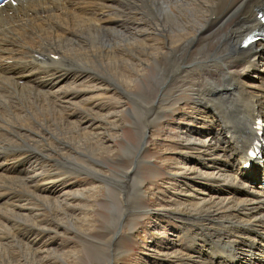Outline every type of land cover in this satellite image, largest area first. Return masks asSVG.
Returning <instances> with one entry per match:
<instances>
[{
  "label": "bare ground",
  "instance_id": "6f19581e",
  "mask_svg": "<svg viewBox=\"0 0 264 264\" xmlns=\"http://www.w3.org/2000/svg\"><path fill=\"white\" fill-rule=\"evenodd\" d=\"M193 1L15 0L0 9V250L6 251L0 264H51L46 255L41 257L53 251L65 262L64 253L52 246L53 237H44L57 235L62 223L80 220L75 211L81 200L90 201L88 192L97 190V183L106 184L108 193L118 191L125 202L142 194L144 179L136 165L151 127L169 107L161 103L167 92L164 86L176 84L187 65L199 58L219 65L230 58L232 63L224 64L227 71L220 82L208 80L206 89L195 94L191 110L199 127L185 130L181 162L174 167L179 178L169 186L174 202L187 212L175 218L179 223L175 238L159 247L155 263L264 264V145L257 158L246 155L256 140V117L264 123V68H259L264 36L256 44H243L254 29L264 30V0ZM171 6L188 11L191 22L197 21L200 11L207 17L197 32L186 37V23ZM136 10L149 14L154 22L151 39L150 34L138 36L135 29L126 33ZM228 23L226 31L201 45V32L211 36ZM93 30L103 43L90 47L78 37ZM140 47L147 57L136 53ZM103 55L116 59L108 64L116 62L118 68L123 64L128 74L124 87L116 88L121 87L123 102L133 105L127 113L137 142H127L124 155L136 153L137 158L125 176L120 173L122 178L105 176L98 166L102 150L111 152L99 143V131L107 132V124L120 127L117 121L124 110L102 113L107 107H101L99 97L111 93L121 98L109 87L111 76L106 71L87 65ZM77 60L85 67L75 65ZM146 67L154 71L151 98L144 86L137 93L131 88L133 79H149ZM249 82L256 83L249 86ZM81 137L84 140L77 143ZM80 151L97 157L91 160L94 164L79 158ZM76 170H90L89 187L79 188L68 180ZM73 186L76 189L71 190ZM117 212L119 219L130 214ZM83 216L86 219L88 210ZM13 242L30 249L29 260L13 257L18 251ZM116 255L112 249L106 262L99 259V263L114 264Z\"/></svg>",
  "mask_w": 264,
  "mask_h": 264
},
{
  "label": "rangeland",
  "instance_id": "374dc122",
  "mask_svg": "<svg viewBox=\"0 0 264 264\" xmlns=\"http://www.w3.org/2000/svg\"><path fill=\"white\" fill-rule=\"evenodd\" d=\"M211 1L212 0H194L193 3L201 4L204 2L205 4H210ZM171 8L175 12V15H178L180 21L184 24L186 23L188 30L186 32V37L190 36L192 31L197 32L196 29L200 26V23H203L204 19L207 17L205 12L200 11L197 21L192 20L191 22L188 20V11L179 12L173 6H171ZM195 9L197 10V8ZM28 15L30 16V13ZM129 22L127 23L129 27V30L126 31L127 34L130 33V30L135 29V33H137L138 36L140 34V37H145L147 34H150L149 39H151V37L154 36V22H152L149 14H144L136 10V15L131 16ZM229 26L230 23L226 24L223 29L214 31L216 33L211 36V33L202 34L201 32V34H199L200 40L203 42L201 45H204L205 42L210 39L212 40L222 32L226 31ZM215 29L216 28H214V30ZM93 31H91L88 36L83 35L78 38H80V40L87 46H99L103 43L102 36L98 34L99 32L95 30ZM74 37H76V35H74ZM158 38L159 40L162 39L160 36ZM116 41L121 42V39L118 38ZM251 44H256V42L254 41V43ZM155 48L157 52L160 51L159 44H155ZM135 51L136 53L147 57L146 51L143 48H136ZM197 52L198 51H196V53ZM133 58L138 60L137 56H133ZM119 60L120 62L123 61L124 65L128 64L125 60ZM206 60L203 58L193 60L194 64L187 65L188 68L186 67L183 76L181 75L182 77L180 76L177 79L176 84L173 82L164 86L166 87L167 92L161 99V103L164 106L169 107L165 110L164 115L153 127H151L148 133L146 149L141 153V161L136 165V170L139 172V176L144 179L142 194L137 196V198L134 197L135 199L133 202H130L129 198L131 197H127L129 201L125 202L122 195H118V191L115 190L114 193H108L106 184L97 183L99 184L98 189L94 191H91V189L88 192L92 196L89 198L90 201L83 198L88 203L85 204L84 200H81L79 203L80 205H77L79 208L81 207L79 210L75 211L76 217H81L79 218L80 220H77L73 225L70 222L62 223L63 226L60 227V231L57 235L48 233L44 237V240L53 237L54 240L52 246L55 247L56 250H59V252L62 251V253H64L65 256L62 260L65 262L61 261L58 253L55 252V254L54 251L49 252L48 254L44 252L41 258L44 259L45 257L43 255H46L45 259L51 262V264H54V261L59 262V264H105L99 263V259L106 262L110 252L114 249V251L117 252L114 264H157L155 261L159 247L163 244L165 245L166 242L170 243L175 238V227H179V223H177L175 218L182 215L183 212H187L185 206L182 204L181 206L174 202L169 186L179 178L178 170L174 167L175 164L181 162L179 152L184 143V139L186 138L185 130L197 129L199 127L195 120L197 115L191 110L192 106L195 105V94L199 93L200 88L202 89L204 87V89H206L208 80L210 82H220L221 78L227 71V69H223L224 64L228 65L232 63L230 58L223 61L224 64L220 63V65L216 62ZM110 61H116V59L112 58L111 60L110 56L103 55L98 61H95V63L85 64L91 69L92 65L95 64L97 70L106 71L111 76V79H108V82L113 84L108 83L109 87L121 97L118 98L111 93H107L98 99V101L101 102V107L103 104L107 107L102 113H115L120 112L121 109L124 110L123 113L120 114L121 119H118L117 121L120 124V127L113 128L110 124H107V132L104 133L103 130L99 131V143L102 144V147H108L111 152L103 153L102 150V153L99 154L100 156H97L99 159L102 158L98 166L101 168L105 176L110 175L120 178V173L125 176L126 171L131 170L133 165L136 164V153L128 154L129 152H127L125 153L127 155H124V150L127 148V142L135 145L137 138L134 134L133 128L129 125L132 120L129 117L130 114H128V107L132 109L133 105L130 101L123 102L125 97L121 91V87L118 88L120 85L124 87L123 84H125L126 75L128 73L123 71V64H121V68H118L117 65L119 64H115L114 66V63L116 62L111 64L106 63H110ZM76 64L78 66L80 65V67H85V65L79 60L75 62V65ZM259 68H264V59L259 62ZM146 71L148 74L147 78L149 79H142V81L141 79H133L131 82V88L137 93V91L141 90L144 86L145 92H147L146 96L151 98V91H154L155 89L154 71L151 67H146ZM91 73L92 72H90V75L93 76ZM254 75L255 74L252 73L251 78L254 77ZM262 75H264V71ZM261 77L256 82H260ZM94 78L100 80L98 77ZM256 82H249L247 84L253 86ZM117 85H119L117 87L118 89L116 88ZM138 98L142 101H146L142 96H138ZM134 99H136L137 102V95ZM151 118L152 116L150 119ZM192 135L194 138H197L194 132ZM81 140L82 137L77 143ZM77 155L79 158H83L86 162H90L91 164H94V161L91 160L97 159V157L92 156V154H88L85 151L77 152ZM53 162L54 161H51V163ZM79 171L80 172L76 170L75 174H73L68 180L76 186H79V188L89 187L86 182L92 178L89 177L91 175L90 170ZM134 172L135 171H131L130 174L133 175ZM134 182L136 183L135 180ZM113 188L116 189L117 186H114ZM74 189H76V187L73 186L71 190ZM110 190L112 191L113 189ZM76 202H78V200ZM160 207H165V209L158 211ZM45 210L49 212L48 208H45ZM85 210H88V216L86 219L85 216H83ZM117 211H126V213L130 212V214L123 215V217L119 219L117 217ZM121 212L119 213L121 214ZM65 220V218L62 219L64 222ZM64 224L66 226H64ZM191 230L193 229L190 228V232H192ZM1 243H5V240H2ZM13 244V249L18 250L13 257H27L28 259V252L30 249H26V246H21V244L17 242H13ZM20 251L23 252V255L26 253V256H23ZM1 254L5 255L6 251L0 250V255Z\"/></svg>",
  "mask_w": 264,
  "mask_h": 264
}]
</instances>
